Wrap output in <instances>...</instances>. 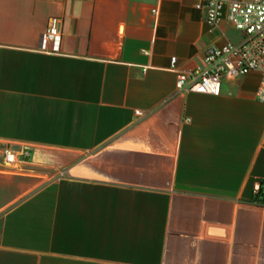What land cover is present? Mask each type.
Here are the masks:
<instances>
[{
    "label": "crops",
    "instance_id": "0c3cea01",
    "mask_svg": "<svg viewBox=\"0 0 264 264\" xmlns=\"http://www.w3.org/2000/svg\"><path fill=\"white\" fill-rule=\"evenodd\" d=\"M196 1L0 0V264H264L258 75L175 93L242 38Z\"/></svg>",
    "mask_w": 264,
    "mask_h": 264
},
{
    "label": "built area",
    "instance_id": "2783aa9c",
    "mask_svg": "<svg viewBox=\"0 0 264 264\" xmlns=\"http://www.w3.org/2000/svg\"><path fill=\"white\" fill-rule=\"evenodd\" d=\"M194 7L203 12L204 22L210 32L225 21L240 32L242 38L237 43L206 46L203 50V65L191 71L175 70L176 58L172 57L171 68L176 72L175 93L219 96L225 75L245 76L255 73L259 85L254 96L264 104V0H197ZM151 13L156 15L157 9L154 8ZM42 42L44 45L51 43L52 52L59 50L57 20H52L43 33ZM135 114L141 115V112L136 111ZM4 159L7 164H12L15 155L6 151ZM255 191L264 194V183L256 184Z\"/></svg>",
    "mask_w": 264,
    "mask_h": 264
},
{
    "label": "trees",
    "instance_id": "16d2710c",
    "mask_svg": "<svg viewBox=\"0 0 264 264\" xmlns=\"http://www.w3.org/2000/svg\"><path fill=\"white\" fill-rule=\"evenodd\" d=\"M255 203L264 205V198L262 200H255Z\"/></svg>",
    "mask_w": 264,
    "mask_h": 264
}]
</instances>
